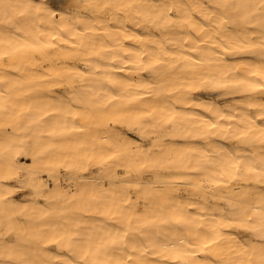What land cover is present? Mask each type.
I'll use <instances>...</instances> for the list:
<instances>
[{"label": "bare ground", "instance_id": "6f19581e", "mask_svg": "<svg viewBox=\"0 0 264 264\" xmlns=\"http://www.w3.org/2000/svg\"><path fill=\"white\" fill-rule=\"evenodd\" d=\"M262 221L264 0L0 4V264H264Z\"/></svg>", "mask_w": 264, "mask_h": 264}, {"label": "clouds", "instance_id": "9594fccd", "mask_svg": "<svg viewBox=\"0 0 264 264\" xmlns=\"http://www.w3.org/2000/svg\"><path fill=\"white\" fill-rule=\"evenodd\" d=\"M3 3H4V0H0V4H3ZM187 95H188L187 93H183V92L180 93L179 94V97L177 98L178 99V102H181V103L186 102ZM180 97H183L184 99H180ZM80 102L81 103H86V101H80ZM89 127L90 126H87V125L85 126V132L86 133L89 131ZM108 134L115 135V132L112 129H106L103 135L106 137ZM152 134H155V132H153ZM92 139L94 141H96V143H102V142H104L103 140L97 141L95 136H93ZM93 146H95V144H93ZM67 179H70V178H67ZM244 222L246 223L247 221L245 220ZM261 227H264V221L261 222Z\"/></svg>", "mask_w": 264, "mask_h": 264}, {"label": "rangeland", "instance_id": "374dc122", "mask_svg": "<svg viewBox=\"0 0 264 264\" xmlns=\"http://www.w3.org/2000/svg\"><path fill=\"white\" fill-rule=\"evenodd\" d=\"M26 193H29V191L27 190Z\"/></svg>", "mask_w": 264, "mask_h": 264}]
</instances>
